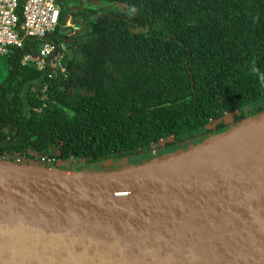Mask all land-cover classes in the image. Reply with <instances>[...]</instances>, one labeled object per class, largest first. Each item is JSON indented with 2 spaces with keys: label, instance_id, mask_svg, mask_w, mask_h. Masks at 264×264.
Here are the masks:
<instances>
[{
  "label": "water",
  "instance_id": "1",
  "mask_svg": "<svg viewBox=\"0 0 264 264\" xmlns=\"http://www.w3.org/2000/svg\"><path fill=\"white\" fill-rule=\"evenodd\" d=\"M0 264H264V110L111 172L0 159Z\"/></svg>",
  "mask_w": 264,
  "mask_h": 264
},
{
  "label": "trees",
  "instance_id": "2",
  "mask_svg": "<svg viewBox=\"0 0 264 264\" xmlns=\"http://www.w3.org/2000/svg\"><path fill=\"white\" fill-rule=\"evenodd\" d=\"M106 1L122 3L127 21L118 19L121 11L115 8L112 17L88 21L86 33L67 43L74 54L71 66L83 73L78 84L84 81L95 90L106 71L98 65L100 57L119 54L117 75L135 70L148 77L138 101L158 105L162 120L156 123L171 130V118L188 125L200 114H218L223 95L241 111L236 122L264 110V0ZM88 7L79 12L84 19L94 13ZM66 10H60L58 25L46 38L26 40L21 49L0 57V153L44 150L57 137L69 136L88 159L110 155L106 133L125 119L113 108L128 99L115 91L110 98L118 101L106 104L99 93L83 105L62 94L59 79L48 81L49 70L22 64V56L36 53L44 39L56 44L53 54L63 53L59 35ZM144 26L147 34L139 31ZM88 104L94 108H85ZM86 120L97 126L84 127Z\"/></svg>",
  "mask_w": 264,
  "mask_h": 264
},
{
  "label": "flooded vegetation",
  "instance_id": "3",
  "mask_svg": "<svg viewBox=\"0 0 264 264\" xmlns=\"http://www.w3.org/2000/svg\"><path fill=\"white\" fill-rule=\"evenodd\" d=\"M75 1L73 6L70 3L67 4L66 0H55L59 12L68 9L65 11L59 35L62 39L60 40V46L63 53L50 54L44 60L45 65L42 69L49 70L47 72L48 81L60 80L62 94L70 98H77L83 105L87 103L86 98L90 97L89 99H92L99 93L104 96L106 104L118 101L116 98H110L114 96L115 91L123 96L122 99H128V101L121 102L117 108H113L117 109L120 114L123 113L125 119H121L117 126L110 127V130L106 133L109 139L107 147L110 149V155H100L99 158L94 160L88 159L83 152L76 151L74 142L69 140V136H65L50 141L44 150L27 147L19 152H1L0 159L35 163L40 166L59 168L66 171L111 172L175 152L189 144L205 139L223 127L233 124L240 117L241 111L237 108L235 101H232L227 95H223V99L217 100V104L221 103L218 106V114H200L194 122L188 125L185 122L180 125L177 119L171 118L169 120L168 118L167 120L175 126L174 130L166 128L163 124H157L156 122L162 120L161 113L157 110L158 105L154 103L148 106L146 103L138 101L142 98L138 94L147 91L146 78L148 77L137 76L135 70H128L123 75H117L115 60L121 56L119 54H104L100 57L101 61L98 62V65L106 71L98 78L100 81L95 90L88 89L84 81H81V85L78 84L77 80L80 76L82 77L83 73L71 66L70 62L74 54L67 47V43L74 42L75 37H80L82 33H86L88 21L110 18V16H113L115 8L121 11L117 15L118 19L124 18L126 20V13L123 11L125 9L123 4L120 2L115 3L106 0ZM88 6H92L94 13L84 19L79 12L84 8H90ZM74 12L75 17L73 16ZM139 31L147 34L150 29L144 26L140 27ZM49 72L51 73L49 74ZM42 106H46L45 102ZM85 108H94V106L88 104ZM107 108L109 107L107 106ZM66 113L71 118L72 114L68 110ZM153 119L155 123H153ZM200 119L202 123H200ZM147 121H150V126L145 129ZM93 126H97V123L89 120L84 121V127ZM136 131L142 133L143 139Z\"/></svg>",
  "mask_w": 264,
  "mask_h": 264
},
{
  "label": "built area",
  "instance_id": "4",
  "mask_svg": "<svg viewBox=\"0 0 264 264\" xmlns=\"http://www.w3.org/2000/svg\"><path fill=\"white\" fill-rule=\"evenodd\" d=\"M19 5L20 0H0V57L21 49L26 40L46 38L58 24L55 0H24ZM55 49L56 44L46 39L36 53L22 56V64L33 62L42 69L44 60Z\"/></svg>",
  "mask_w": 264,
  "mask_h": 264
},
{
  "label": "rangeland",
  "instance_id": "5",
  "mask_svg": "<svg viewBox=\"0 0 264 264\" xmlns=\"http://www.w3.org/2000/svg\"><path fill=\"white\" fill-rule=\"evenodd\" d=\"M76 1L75 0H66V3L68 4V3H70L71 5H73L74 6V3H75ZM67 19V18H66ZM2 78V75H0V79ZM87 171H89V170H87Z\"/></svg>",
  "mask_w": 264,
  "mask_h": 264
}]
</instances>
